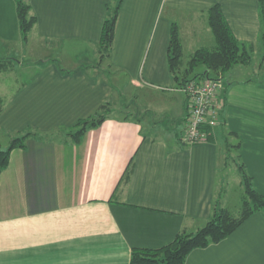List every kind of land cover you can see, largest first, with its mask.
Returning a JSON list of instances; mask_svg holds the SVG:
<instances>
[{
	"label": "crops",
	"instance_id": "1",
	"mask_svg": "<svg viewBox=\"0 0 264 264\" xmlns=\"http://www.w3.org/2000/svg\"><path fill=\"white\" fill-rule=\"evenodd\" d=\"M28 2L36 22L24 40L15 0H0V41L38 44L31 47L36 58L13 59L0 73V148L13 136L37 134L12 151L0 175V264H130L133 248L164 246L225 206L218 190L229 159L234 176L242 179L244 165L264 194L260 0ZM216 3L235 36L253 45L254 58L223 75L224 107L208 141L186 144L187 98L168 58L172 26L180 28L183 52L195 42L213 46L206 11ZM117 5L110 55L102 57L103 24ZM43 45H58L57 56L42 58ZM90 53L94 60L81 63ZM120 95L160 112L149 131L147 113L126 107L123 116L105 112L79 142L63 135ZM184 264H264V209L224 239L193 249Z\"/></svg>",
	"mask_w": 264,
	"mask_h": 264
},
{
	"label": "trees",
	"instance_id": "2",
	"mask_svg": "<svg viewBox=\"0 0 264 264\" xmlns=\"http://www.w3.org/2000/svg\"><path fill=\"white\" fill-rule=\"evenodd\" d=\"M15 2L22 35L24 40H27L29 32L36 22V16L31 14V5L28 0H15ZM118 9L119 5L104 21L99 42L102 57L110 55ZM260 16L262 21L260 39L264 48V0H260ZM206 20L214 35L215 44L197 48L187 62L183 60L184 52L180 28L177 23H173L168 48L169 66L175 81L181 86L190 79L201 75L210 74L223 77L234 65L250 64L253 61V45L239 40L235 36L219 3L214 4L206 11ZM12 61V57H0V73L7 70ZM223 97L225 98V92ZM3 107L4 100L0 97V113ZM110 108L111 103L103 104L99 113L79 119L74 126L65 132V136L73 138L77 142L81 141L89 129L98 127L106 119L105 112ZM35 135L37 134L34 132H26L13 136L6 148H0V175L9 165L12 151L15 148H24L26 140ZM210 136L211 133L209 138ZM39 137L45 138L43 135H39ZM239 168L242 173L244 193L238 215L231 208L221 206L215 210L210 219L194 232L182 231L173 241L158 248H133L130 264H184L188 254L193 249L205 247L224 239L248 217L264 209V194L254 187L252 175L247 172L244 165H240Z\"/></svg>",
	"mask_w": 264,
	"mask_h": 264
},
{
	"label": "rangeland",
	"instance_id": "3",
	"mask_svg": "<svg viewBox=\"0 0 264 264\" xmlns=\"http://www.w3.org/2000/svg\"><path fill=\"white\" fill-rule=\"evenodd\" d=\"M200 24H202V21L200 22ZM192 29H190V33H191ZM213 35V34H212ZM212 41L214 43V37L212 36ZM0 43H3L4 45L0 46V56L2 57H12L13 59H24L26 62L33 60L34 58H36V53H34V51L31 49V47H36L35 49H38V44H34V46L31 45H27L24 44L23 45V40H17V39H13L10 41H7L6 43H4L3 41H0ZM205 42H195L192 46L187 47L185 45L184 47V55H183V60L185 62H187V60L190 58V56L192 55L193 51L198 48L199 46L205 45ZM207 45H211L209 43H207ZM57 48H60L58 45L54 46V48H50V46H41V54L43 55L42 58H52V57H56V53L58 52ZM87 55V54H86ZM86 55L84 57H82V61L81 63H85L87 64L88 60H94L95 57H93V54L90 53L88 54V56L86 57ZM105 62H107V60H105ZM104 62V64H105ZM18 66L17 63H13V66ZM241 66V65H240ZM254 66V65H253ZM252 66H249V68H251ZM247 74V72L245 73ZM123 75L122 77H120L119 79H122V81H126V75L124 74H119V76ZM251 77L253 76V74L250 72ZM128 77V76H127ZM148 91V90H147ZM179 95L183 96L182 93H179ZM116 104V109H111L113 106H115ZM111 104V108L109 110H107V112H112V114H117L118 116H123L125 113H131L134 114L135 116H137L138 114H142V113H147V118L143 115L142 120L145 123V129L146 131H149L150 125L149 122L151 121V117H156L155 115H159L160 112L153 107H149L148 103L143 100L137 98L136 96H132V95H127V97L120 95V99L118 102H115ZM126 107H128L129 111H125ZM149 108V110H147ZM147 110V111H146ZM65 135V133L63 134ZM236 155V154H233ZM229 159V158H226ZM234 160L229 159L228 160V164H227V170H228V179H226V181L222 182L219 184V203L220 204H224L225 206L231 208V210L238 215L240 212V203H241V199L244 193V187L242 184V179L240 177V175L238 174L237 170V174L238 176H234L235 174L232 172V169H235L234 167ZM240 169H239V173H240ZM241 179V180H240Z\"/></svg>",
	"mask_w": 264,
	"mask_h": 264
},
{
	"label": "built area",
	"instance_id": "4",
	"mask_svg": "<svg viewBox=\"0 0 264 264\" xmlns=\"http://www.w3.org/2000/svg\"><path fill=\"white\" fill-rule=\"evenodd\" d=\"M225 82L222 76L201 75L181 86L187 98V118L182 141L194 144L208 141L210 131L219 124L224 107Z\"/></svg>",
	"mask_w": 264,
	"mask_h": 264
}]
</instances>
